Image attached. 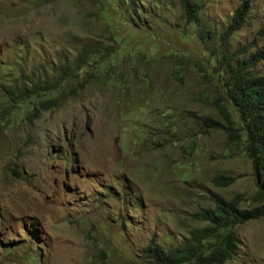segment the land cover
<instances>
[{
	"label": "rangeland",
	"instance_id": "rangeland-1",
	"mask_svg": "<svg viewBox=\"0 0 264 264\" xmlns=\"http://www.w3.org/2000/svg\"><path fill=\"white\" fill-rule=\"evenodd\" d=\"M196 1L200 25L180 0H0V264H147L152 243L174 248L206 225L194 215L215 194L261 205L246 144L201 126L223 120L216 102L237 119L219 95L223 55L264 53V0ZM83 48L100 49L78 78L91 83L29 120L6 91ZM235 232L226 264H264V216Z\"/></svg>",
	"mask_w": 264,
	"mask_h": 264
},
{
	"label": "trees",
	"instance_id": "trees-1",
	"mask_svg": "<svg viewBox=\"0 0 264 264\" xmlns=\"http://www.w3.org/2000/svg\"><path fill=\"white\" fill-rule=\"evenodd\" d=\"M180 4L187 22L200 25L203 5L196 0H180ZM247 8L245 2L235 12L224 38L244 26L248 18ZM248 50L249 47H244L232 55H223L226 68L219 95L233 107L237 119L233 118L224 103L216 102L223 120L207 117L203 119L201 127L205 131H223L231 145L246 144L245 152L252 162L258 185L254 200L261 205L242 209V196L227 200L215 194L213 206L202 208L194 215L195 221L206 225L191 230L189 236L174 248L166 249L152 243L144 252L147 264H226L239 252L240 240L235 228L264 216V76L255 72L258 64L264 61V53L258 52L245 58L243 53ZM98 52V48H83V53L71 61L66 69H55L51 76L41 74L37 79L31 78L23 86L7 90L6 93L15 106L25 108L29 120L43 111L54 110L65 102L68 95L62 94L70 83L76 81L75 85L80 89L91 83L92 75H87L82 81L78 78L83 70L91 66V60ZM78 87L72 89V96ZM56 92H61V95H56ZM213 182L217 187L226 188L235 182V178L217 175Z\"/></svg>",
	"mask_w": 264,
	"mask_h": 264
}]
</instances>
